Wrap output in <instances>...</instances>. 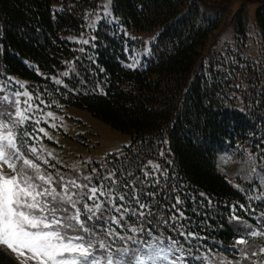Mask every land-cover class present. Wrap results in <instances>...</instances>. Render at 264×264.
Masks as SVG:
<instances>
[{
    "label": "trees",
    "instance_id": "trees-1",
    "mask_svg": "<svg viewBox=\"0 0 264 264\" xmlns=\"http://www.w3.org/2000/svg\"><path fill=\"white\" fill-rule=\"evenodd\" d=\"M99 6L100 0H0V69L27 79L52 107L80 106L130 133L132 143L120 154L88 168L92 183L114 164L143 179L140 166L156 161L173 178L170 183L196 198L194 205L181 197L192 230L204 237L200 243L208 252L201 248L199 254L206 261L210 253L235 262L233 244L248 233L243 220L247 230L264 229V201L250 200L252 185L235 186L219 159L230 150L264 163V45L254 62L228 51V58H208L206 44L225 11L195 0H112L119 23L103 18L89 31L87 18ZM232 17L235 37L244 41L247 8ZM255 18L264 41V1ZM67 33L89 34V44L71 41ZM144 33L153 35L149 54L140 67L129 66L131 52L143 47L136 35ZM153 226L183 241L156 218L144 225ZM261 241L252 240L250 247ZM0 264L21 263L0 246Z\"/></svg>",
    "mask_w": 264,
    "mask_h": 264
},
{
    "label": "snow or ice",
    "instance_id": "snow-or-ice-1",
    "mask_svg": "<svg viewBox=\"0 0 264 264\" xmlns=\"http://www.w3.org/2000/svg\"><path fill=\"white\" fill-rule=\"evenodd\" d=\"M103 7V17L119 23L112 17L110 0ZM95 23L92 21L93 26ZM81 42L89 44L87 39ZM63 75L68 76L69 72L65 71ZM55 82L61 83L58 79ZM20 95V92L14 93L16 97ZM22 95L27 97L23 102L25 107L21 109L20 101L12 99L13 112L3 108L9 98L0 97V246L23 257L21 264H27L29 260L35 264H188L189 261L191 264H243L245 260L249 264H264V261L251 259L264 256V247H260L259 252L249 253L248 238L264 236V232L257 230L234 242L231 250L238 253L235 262L213 259L210 253L206 261L205 256L199 254V250L205 248L200 243L204 237L192 230L190 217L185 214L186 200L181 197L190 198L194 205L196 198L186 193L183 185L170 183L173 178L169 177L167 169H161L159 164L151 161L140 166L143 179L128 168L114 164L106 174L96 176V183H92L91 176H86L88 183L57 182L61 189L57 191L52 186L54 178L42 172L39 164L25 158L21 151L25 137L32 135L27 128L18 131L26 123L34 131L48 135L44 128H36L41 120L28 115L41 111L40 105L44 101L37 96L39 103L34 104L29 92ZM46 116L53 117V113L48 112ZM28 150L33 155L37 153L36 147ZM17 162H20L19 167ZM5 165L13 175L3 172ZM149 168L151 172L145 170ZM253 172L260 190L257 192L253 185L255 195L249 199L264 201V168L260 172L253 169ZM60 181H64V177L61 176ZM200 196L211 204L204 193ZM192 210L196 211L195 206ZM152 218L183 241L171 235L164 236L154 226L144 227L151 224ZM70 231L76 234L70 235ZM129 232L136 235H127ZM118 241L121 243L115 246ZM193 249L197 254H193ZM205 252H208L206 248Z\"/></svg>",
    "mask_w": 264,
    "mask_h": 264
},
{
    "label": "rangeland",
    "instance_id": "rangeland-1",
    "mask_svg": "<svg viewBox=\"0 0 264 264\" xmlns=\"http://www.w3.org/2000/svg\"><path fill=\"white\" fill-rule=\"evenodd\" d=\"M202 8L207 6L224 9L223 17L220 21L219 27L212 32L210 40L206 44V56L208 58L221 57L228 58V52L234 54H242L243 57L249 58V60L258 61L263 55L264 41L260 28L256 23L255 12L257 7L264 0H195ZM109 0H100V6L96 11L89 15L87 18V27L94 29L98 22L103 19V13L105 8L103 5L108 4ZM242 6L247 8L248 13V31L245 40L235 37L234 25L232 16ZM110 10L113 16L112 0H110ZM111 19V18H106ZM96 21L95 25H92V21ZM88 31V32H89ZM90 33V32H89ZM65 38L82 43L81 41L89 40V34L77 35L67 33ZM137 37L143 39V47L135 48L130 55V65L140 67L143 63V55L149 54V42L153 35L151 33L137 34ZM228 51V52H227ZM231 55V54H230ZM29 81L14 74L5 73L0 69V97L7 96L8 101L3 103V108L7 112H13V108L10 106L12 99H18L20 101L19 107L23 109L25 107L24 100L27 99L23 92L27 91L33 96V103H39V100H43L44 103L40 105L41 111L29 113L33 116V119L39 118L41 123L36 128H44L47 132V136L38 131H34L28 123L23 125L19 132H23L25 128L32 134L29 137H25L26 143L22 147L21 151L25 158L31 159L33 162L39 164L42 172L50 174L54 178L53 187L60 191V187L57 186V182L60 184L66 183L68 180H76L77 183H88L85 180L86 176H89L88 168L93 166L95 161H104L106 156L110 153L120 154L122 150L132 143V135L124 132L118 128L113 127L111 124L101 120L94 116L89 110L76 105L58 104L56 107L50 106L40 94H36L30 89L28 85ZM20 92L21 95L16 97L14 93ZM39 96V100L36 97ZM48 112L53 113V117H47ZM6 119V117H5ZM55 125V127H52ZM33 137H39L34 139ZM50 137V138H49ZM19 143V141H18ZM30 147H36L37 153L33 155L28 149ZM51 153V155H49ZM254 157V159H250ZM239 156L236 152L230 150L221 154L219 159V168L224 172L229 180L237 187L240 185H253L256 189H260V185L255 179V173L253 169L260 172L262 168L259 166L262 162H259L255 156ZM48 163L45 164L44 161ZM19 163L18 167H19ZM152 163L157 164L156 161ZM264 164V163H262ZM3 172L11 176L12 171L5 165ZM64 177V181H60V177ZM76 191V189H71ZM255 195V193H254ZM71 211V209H69ZM245 231L250 232L252 230L262 231L264 229L253 228L248 229V224L245 220ZM252 226V225H251ZM70 235L76 234L69 232ZM259 238L264 244V236L248 238L249 251L259 252L260 247L264 245L258 244L256 248H251V241ZM121 242H117L115 246H119ZM11 255H13L20 263L23 257H18L14 252L3 246ZM238 256V254H237ZM251 259L260 262L264 261V256L257 255L251 257ZM27 264H35L34 261L29 260ZM243 264H249L248 260H245Z\"/></svg>",
    "mask_w": 264,
    "mask_h": 264
}]
</instances>
